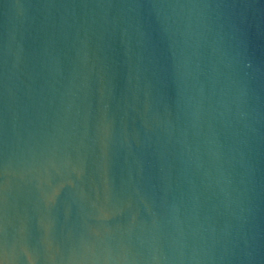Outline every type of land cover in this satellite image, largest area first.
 Returning <instances> with one entry per match:
<instances>
[{
    "label": "water",
    "instance_id": "water-1",
    "mask_svg": "<svg viewBox=\"0 0 264 264\" xmlns=\"http://www.w3.org/2000/svg\"><path fill=\"white\" fill-rule=\"evenodd\" d=\"M0 264H264V0H0Z\"/></svg>",
    "mask_w": 264,
    "mask_h": 264
}]
</instances>
